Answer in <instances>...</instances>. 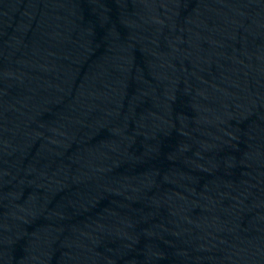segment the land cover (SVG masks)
I'll return each instance as SVG.
<instances>
[{
    "label": "water",
    "instance_id": "water-1",
    "mask_svg": "<svg viewBox=\"0 0 264 264\" xmlns=\"http://www.w3.org/2000/svg\"><path fill=\"white\" fill-rule=\"evenodd\" d=\"M0 264H264V0H0Z\"/></svg>",
    "mask_w": 264,
    "mask_h": 264
}]
</instances>
